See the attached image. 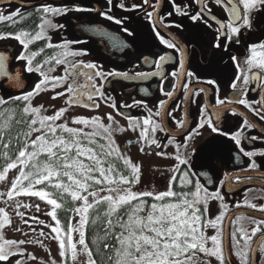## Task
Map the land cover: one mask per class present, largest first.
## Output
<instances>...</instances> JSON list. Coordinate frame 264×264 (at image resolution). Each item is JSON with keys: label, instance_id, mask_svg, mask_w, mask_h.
Returning <instances> with one entry per match:
<instances>
[{"label": "flooded vegetation", "instance_id": "af4514ba", "mask_svg": "<svg viewBox=\"0 0 264 264\" xmlns=\"http://www.w3.org/2000/svg\"><path fill=\"white\" fill-rule=\"evenodd\" d=\"M177 6L188 15L178 14ZM234 6L242 15L241 0H219V3L175 0V5L173 0H148V3L144 0H111V3L109 0H4L0 5L2 14L8 16L18 11L19 15L0 20V37H4L0 45L13 56L17 54L15 63H23L27 74L35 75L37 84L45 81L41 85L43 90L28 99V103L32 99L41 101L37 105L41 116H53L60 109H67L58 120L49 121L58 132L55 138L67 142L78 140L82 149H92L100 161L97 164L81 155L78 159L96 170L74 172L75 179L85 175L97 177L102 180L98 184L100 194H116L106 190L105 179L99 172L103 168L105 176L109 173L104 165L105 153L100 151L109 146L113 157L126 166V178L133 181L129 184L119 181L121 186L113 188L131 191L137 186L133 165L140 169L139 179L162 178V186L157 188L153 184L150 189L175 193L158 199L162 206L199 198L196 206L203 217L202 231L207 237L218 236L224 256L227 227L230 254L235 263L241 264L236 253L244 250L248 264H264V223H261L264 211L260 210L264 207V120L260 118L264 115V67L260 66L264 49L257 48L255 58L251 50V45L264 43V13H253V27L241 29L239 43L234 38L227 50L214 48L216 36H220L222 44L225 42L221 33H227L228 28L222 26L240 23L233 20ZM45 8L60 11H45ZM196 13L207 24L193 22L190 16ZM117 20L121 22L116 23ZM177 24L181 27H175ZM156 31L184 51L167 48L155 35ZM21 33L27 34L21 36L24 43L14 38ZM161 55L166 57L163 62L159 61ZM90 63L97 67H86ZM29 67L33 71L29 72ZM37 68L39 71H35ZM97 71L127 76L100 77L95 74ZM98 88L103 96L97 93ZM89 95L92 100L88 99ZM241 99L247 103H238ZM45 100H49V107L44 105ZM113 103L115 108L111 106ZM81 118L88 123H77ZM145 120L149 123L145 124ZM60 125L81 131L69 133ZM213 127L218 131L214 132ZM237 133L239 145L232 139ZM245 152L254 155L249 157ZM68 155L75 156V148ZM183 160L187 163H182ZM35 161L43 165L62 163L54 158L50 160L44 153ZM253 162L257 167H252ZM68 180V193H86ZM216 193L220 198L215 197ZM82 205L83 201L80 208ZM77 220L78 216L74 220V233L66 236L71 245H77V260L70 257V264H83L88 258L84 246L79 245L83 229L78 228ZM209 220L215 226L208 224ZM256 227L260 230L252 235ZM245 235L251 239L242 238ZM2 240L0 235V246L4 247ZM209 242L213 245L210 239ZM19 248L24 249V245ZM47 248L52 250L50 244ZM194 251L195 255L188 253L191 260H201V252ZM15 255L17 260L12 259V264H30L28 253H13L0 264H10ZM51 258L45 256L32 261L34 264L57 262ZM61 264H67L65 259ZM224 264H228L226 258Z\"/></svg>", "mask_w": 264, "mask_h": 264}, {"label": "snow or ice", "instance_id": "6c2138e0", "mask_svg": "<svg viewBox=\"0 0 264 264\" xmlns=\"http://www.w3.org/2000/svg\"><path fill=\"white\" fill-rule=\"evenodd\" d=\"M109 3H111V0H109ZM144 3H148V0H144ZM217 3H219V0H217ZM241 3L243 5L244 12L241 15L238 9L234 6L232 9L233 13V20L240 21L239 24H232L229 23L226 26L228 32L227 33H221L225 37V42L222 44L220 40V36H216L214 38L213 47L220 49L224 48V50H227V46L229 43L233 41V39H236V42L239 43V37L241 34V29H252L253 27V20L255 19L253 13H264V0H241ZM173 4L175 5V0H173ZM123 6V5H121ZM176 12L181 15H188L186 12H182L181 9L177 6L175 8ZM45 11H53L58 12L59 9H48L45 8ZM172 13H168V15H171ZM14 15H19V12L16 11L8 16H4L2 14V10H0V20L4 19H12ZM149 17L152 16V13L147 14ZM108 19H112L111 16L107 17ZM190 19L195 21H203L205 24H207V20L203 18V16L200 15V13H196L194 15L190 16ZM213 19H215L213 17ZM121 21L117 20L116 23H120ZM210 26V25H209ZM175 27L180 28L181 25L177 24ZM153 30L155 31V25H153ZM127 31V29H125ZM220 29H217V32H220ZM131 35V33H129ZM26 33H21V35H17L14 38L17 40H20L21 43H24V40L21 39V36H26ZM155 35L160 40V42L167 46V48L170 49H176L177 51L183 52L184 49L178 47L177 43L164 39L160 35L158 31L155 32ZM4 37H0V39H3ZM261 48L264 49V43H260L259 45L253 44L251 45V50L253 52V58H255L258 53H256V49ZM166 57L161 55L159 56V61L163 62L165 61ZM233 60H235V57H232ZM59 63V61H57ZM30 63V61H29ZM251 63V61H249ZM3 63H0V68H3ZM159 66V65H157ZM261 67H264V61L260 63ZM86 67L95 69L97 66L95 64H87ZM29 72L33 71L31 67L27 69ZM35 71H39V68L35 69ZM97 76L105 77L106 75H124L127 76L126 73H116V72H110V73H103L97 71L95 73ZM43 75V73H41ZM138 75H145L144 73H139ZM172 75H176V73H172ZM189 75H192L189 73ZM92 77H89L91 79ZM47 77H45V80ZM247 79H245L244 83L247 84ZM45 81H41L40 83L36 84L34 87L33 92H29L24 96L25 100L30 99L33 95L39 94L40 91H42L41 85L44 84ZM209 83H212V81H209ZM233 88L236 87V84L233 83ZM69 91H71V88H69ZM97 93L100 96H103V93L97 89ZM57 95H62V93H58ZM170 95V93H169ZM56 97H53L55 99ZM19 99V97H17ZM89 100H92L93 97L91 95L88 96ZM223 103V101H221ZM240 104H246L247 102L244 99H241L238 101ZM99 105H96L98 107ZM113 108H115V104L113 103L111 105ZM42 107V106H41ZM25 112L28 111L27 108L24 109ZM33 112H38L39 109H32ZM67 111V109H60L58 112H56L53 116H46L43 117L41 120V126L44 127L45 121H55L58 120L61 115ZM255 111V110H253ZM257 115H260V113L257 112ZM260 118L264 120V115H261ZM95 119V118H94ZM109 119H112L111 115H109ZM77 123H83L87 124L88 121L84 119H78L76 121ZM31 123L34 125L36 124V120H32ZM149 123L148 120H145V124ZM211 126V125H210ZM59 127L64 128L69 133H76L79 134L81 130L77 129H71L67 128L65 125H60ZM103 127V126H102ZM212 130L218 131L217 128L213 127ZM32 131L40 132V128L32 129ZM107 131V129H105ZM56 127H52L51 125H47V132L43 135L37 136L35 139L31 138V133H26L25 136L29 139V143H26L24 148L21 149L18 153L17 160L23 164L26 160L32 161L36 160L40 153H46L50 160L53 158L57 161H61L62 163H59V165H53L51 163L45 164L43 172L44 174H41V172L38 170L35 173L36 179L35 183L40 184L43 183L45 180H50L53 176L59 177L61 174L65 177H68L70 180L73 181V184L78 189H84L87 191L88 180H95V183L100 184L102 183L101 179H96L90 175L83 176L82 179H75L74 178V172H81V173H91L95 171L93 167L85 166L81 160L78 158L81 155H84V149L81 148L79 141L76 139H73L71 142H67L60 138H55L51 140H46L45 136L47 133H51L53 136L55 135ZM224 135H227V133H224ZM240 134L237 133L232 136V139L236 142L237 145L240 144ZM253 139H256V137H253ZM155 143V141H153ZM8 145H5L7 147ZM31 147L33 150L31 152L27 151V149ZM75 148L76 155L75 156H69L68 153L72 151V149ZM61 151L64 153V155H59L58 151ZM89 153H91L92 149H87ZM243 151V149H241ZM109 155L111 153H108ZM246 156H253L254 153L252 152H245ZM264 155V153H262ZM89 160H95L97 164L100 163L99 160L96 159L94 155H89ZM182 163H187V160L181 161ZM127 163V161H126ZM33 167L39 168L38 165H33ZM252 167H257V165L253 162ZM18 165L16 162L8 163L7 167L4 169L3 172H0V182L5 181L8 179V170L9 169H17ZM62 170V171H61ZM71 170V171H70ZM107 171H111V169H108ZM101 177L104 179H107L109 183H115L116 181L110 179L109 177L105 176V169L100 168L99 169ZM139 172L140 169L138 166L133 165V174H134V182H139ZM29 175L24 172H20V177L15 179L14 181H11V191L8 192L9 198L12 197L13 193L16 195H28V196H36L40 197L41 199H47V203L54 205L56 208L61 207L59 203L55 199H48V193L44 191H31L30 188H24L21 187L22 179L28 180ZM22 178V179H21ZM120 181H122L124 184L132 183L133 181H130L126 177L120 176ZM57 188L64 187V190L67 191L68 188L65 187L62 183H57L55 185ZM19 189V190H18ZM103 191V189H101ZM110 192L116 193V197L112 196H105L102 199L105 201H108L112 207H110V211H115V205L128 203L131 200H134L137 198L136 193H132L129 190L124 189H117V188H110L108 189ZM123 192L124 194H120ZM88 195H91L95 197L97 195L96 192H90ZM88 195H80L77 191L72 192L73 199L76 200H82L83 201V208L79 209L81 212H87L88 208L92 207V204L89 202ZM139 195L142 196H152L153 193L151 192H144L140 193ZM175 193L168 191L161 193L159 196L156 197V199H160L163 196H174ZM216 198H220L219 193L214 194ZM198 196V194H197ZM100 201L97 200L96 203H99ZM200 203L199 198L195 199L192 202H189L187 200H184L181 204H169L167 206H158L156 204L151 205V211L144 217H141L138 215L140 211H142L141 206H137L132 210V213L129 215V218L127 221H117L119 224V227L122 229V231L115 236V239L118 241L120 247L115 249V260L113 261V264H188V261L192 259V256H186L187 253L190 251L195 255L194 250H198L201 253H204L206 256L215 257L220 264H224L225 256L223 253V248L221 245V240L218 238V236H211L207 237L205 236L204 232L202 231V228L204 227L203 223V217L200 213V208L196 205ZM204 203H207V199L204 200ZM252 207H256V205H251ZM25 207H27L25 205ZM39 208V205H37V209ZM261 211H264V207L260 209ZM207 211V209H205ZM0 213H2V217H0V228L4 227L5 225L11 224V220L9 219L8 213L5 212L3 208H0ZM20 216H23V213H17ZM51 215L55 218V212H52ZM107 215V213H106ZM220 218L217 217V220ZM27 222V221H25ZM57 223H59L57 221ZM87 223V219L81 221V224L84 225ZM261 223H264V221H261ZM107 224L109 229L114 228L115 225L113 224V221L111 219L107 220ZM208 224H212V226H215L212 221H208ZM259 227H256L252 230V235H254L257 231H259ZM54 232H57L59 235L60 229L54 228ZM243 231V230H241ZM126 233V234H125ZM110 234L108 230L106 229V235ZM233 237H235V233H233ZM245 240H250L251 236L245 235ZM211 240L213 242V247L209 248L207 247V241ZM9 244L16 243L15 241H9L7 242ZM19 243L23 244L25 241H20ZM79 244L84 246V251L87 253V260L83 262V264H97L96 260L92 258V252L88 249V246L84 239V231L80 232V239ZM61 248L65 247V243L61 241L60 244ZM105 249L110 247L108 244L104 245ZM247 247V245H245ZM264 251V249H262ZM61 255H65L64 252H61ZM237 256L241 259V264H248V254L244 250L238 251L236 253ZM181 257H184L181 259ZM9 258V253L5 251L4 247L0 246V261H6ZM71 258L73 261L77 260V245L73 243L71 245ZM34 259V257H33ZM109 260H112V257L110 256L108 258Z\"/></svg>", "mask_w": 264, "mask_h": 264}, {"label": "trees", "instance_id": "16d2710c", "mask_svg": "<svg viewBox=\"0 0 264 264\" xmlns=\"http://www.w3.org/2000/svg\"><path fill=\"white\" fill-rule=\"evenodd\" d=\"M28 101L29 100L25 101L24 99L19 98L0 102V172L4 171L8 163L16 162L18 164L17 156L19 151L24 148L26 143H29V139L25 136L26 133H31V138L35 139L37 136L43 135L47 132V125H49V122L47 123V121H45V126L42 127L41 120L44 116L33 112L30 106L31 102L29 104ZM25 108L28 109L27 112L24 111ZM32 120H36V124L33 125L31 123ZM35 128H40L41 131H32V129ZM56 136H58V132H55L54 136L51 133H47L45 139H53ZM5 145L8 146L5 147ZM32 150L31 147L27 149L29 152ZM100 151L101 153H105L104 165L106 171L111 169L106 176H110L112 180L116 181L111 184L107 182L105 185L106 190H108V188L120 187L119 177H128V171L125 172V169L127 170V168H125L126 166L124 163L121 164L113 157L114 153L109 146L102 147ZM58 153L64 154L63 152ZM108 153H111L112 155H109ZM90 164L92 165L93 163ZM23 165H21L23 167L22 172L30 175L28 180H23L21 178V187L28 188L31 186V191H44L49 194L48 199H55L57 203L61 205L59 208L54 206L53 209V212H55V220L59 222L57 223V228L60 229L59 235L63 238L72 235L75 231L74 220L80 215L79 209L82 200L73 199L72 194L65 191L64 187H55L57 183H62L67 187L69 185L68 183H70L68 177L61 174L59 177L53 176L50 180H45L43 183L36 184L35 173L38 171V168L33 167V165H38L39 168H44L43 163L39 164V162L35 160H26ZM105 180L107 181V179ZM87 183L89 185V190L81 195H88L90 192H96L97 195L95 197L88 195V199L90 198V200H93L90 201L92 207L88 208L85 214L87 223L82 225L84 239L88 249L92 252V258L96 260L97 264H113V261L115 260V249L120 247L115 236L122 231L117 221H127L132 210L137 206H141L145 209L144 214L146 216L148 214L146 210H148V208L151 209L152 204L157 203L156 205L162 206V202L153 196H139L128 203L115 205V211L112 212L110 211L112 205L102 198L105 196H112L115 198L116 194H100L98 190L100 189L101 184L98 185L95 183L94 179L88 180ZM102 188L103 187H101V189ZM97 200L100 202L96 203ZM138 215L144 217L140 212ZM108 219L113 221V224L115 225L114 228L109 229L107 224ZM106 229L110 234L106 235ZM105 244H108L110 247L105 249ZM69 256L70 255L65 256V262H67V264H70ZM110 256L112 257V260L108 259ZM186 256H188V253ZM181 259H183V257H181Z\"/></svg>", "mask_w": 264, "mask_h": 264}, {"label": "rangeland", "instance_id": "374dc122", "mask_svg": "<svg viewBox=\"0 0 264 264\" xmlns=\"http://www.w3.org/2000/svg\"><path fill=\"white\" fill-rule=\"evenodd\" d=\"M1 100L3 101V98L0 95V102ZM30 102L29 104L31 106V109H38L36 105H38L41 101L32 99ZM44 105L49 107V100H45ZM36 113L39 115V112ZM89 155H93L92 152L89 153L88 151L85 150L83 156L88 158ZM17 165H18L17 169L8 170V174H7L8 179H6L3 182H0V208H3L5 212L8 213L9 219L11 220V224L5 225L4 227L0 228V235L4 238V240H2L4 243L3 246L6 252L9 253V255L13 253L25 255L28 253L30 256L28 258L30 264H34L33 261L43 259V257L45 256L47 258L53 256L51 260H57V262L54 264H61L62 260L65 259V256L70 255L69 257H71V243L69 238L68 239L67 237L63 238L60 235H58L57 232L53 231L54 228H57L55 218L51 215L54 209V205L48 204L47 199H41L40 197H36V196L16 195L15 193H13L11 198H9L8 196V192L11 191L10 182L19 178L20 172H22V166H21L22 164L18 162ZM40 172L41 174H44L43 171L40 170ZM109 178L111 179L110 176ZM162 181H163L162 178L161 179L141 178L139 179L137 186L134 189H132L130 192L136 193L137 196H142L139 194L144 192H151L153 193V195H160L161 194L160 188L158 189L157 192V189L155 188L150 189V187L153 186V184H155L156 187L158 188V186L163 185ZM105 182L107 183L108 180L107 181L105 180ZM28 188H32V187L30 186ZM92 200L93 199L90 200L89 198V202ZM25 205L27 207H25ZM37 205H39L38 209H37ZM83 206L84 205H82L81 208H83ZM142 209L143 210L140 211V213L141 215L145 216L144 214L145 209L144 208ZM146 211L147 213H149L151 209ZM17 213H23V216H20ZM85 214H86L85 212L80 211V215L76 222L80 230H82L81 221L85 219ZM2 215L3 214L0 213V217H2ZM9 241H15L16 243L9 244L7 243ZM20 241H25V243L20 245L17 244V242ZM61 241L65 243L64 248L60 247ZM48 244H50V248L52 249L51 251H48L47 248ZM21 245L22 246L24 245V249L19 248V246ZM79 245L78 247H80ZM207 247L211 248L213 247V245L209 242L207 243ZM61 252H64L65 255L62 256ZM83 252H85L84 248H83ZM12 259L17 260L16 255L11 257L9 261L10 264H12L13 262ZM200 259L205 260V262H202L197 258V260L195 259L188 261V264H208L206 261L215 264L216 263L220 264V262L215 257L206 256L204 253H200Z\"/></svg>", "mask_w": 264, "mask_h": 264}, {"label": "water", "instance_id": "95a60500", "mask_svg": "<svg viewBox=\"0 0 264 264\" xmlns=\"http://www.w3.org/2000/svg\"><path fill=\"white\" fill-rule=\"evenodd\" d=\"M4 2L1 1L0 5ZM17 55V54H16ZM16 55L7 52L0 45V95L4 101L12 100L17 97L25 96L29 92H33L37 84L36 77L33 74H27L23 63H15ZM228 228L225 233V258L228 264H236L230 254L228 243Z\"/></svg>", "mask_w": 264, "mask_h": 264}]
</instances>
